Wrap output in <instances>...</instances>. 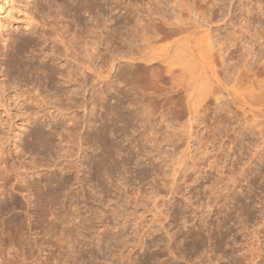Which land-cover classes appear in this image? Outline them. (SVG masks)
<instances>
[{"label":"rangeland","instance_id":"rangeland-1","mask_svg":"<svg viewBox=\"0 0 264 264\" xmlns=\"http://www.w3.org/2000/svg\"><path fill=\"white\" fill-rule=\"evenodd\" d=\"M43 1L42 0H3V4L1 3L2 6L1 5L0 6L3 9H2V12L0 15V58H2V59H0V84L4 79L3 74L7 73V70L5 67L6 66V59H7L6 55L9 54L8 52H12V49H13V47H15V45L17 46L19 44V41H17V40H20L21 38H28V39H34L35 38V36L31 35L28 32L29 28L27 27V24L29 22V18L31 16H34V17L37 16V14H38L37 8L39 6L46 8L45 12H52L51 9H53V10L56 9L55 7H52V8L50 7V5H49L50 2L48 0H47V3L49 2L48 5L46 3V0H43ZM120 1H122L121 2V10H119L117 13V16L119 15L117 19H119L120 24L117 25V27H116L114 25V22H110V23H108L109 28L107 27V31L109 30V32H107V35H108L107 37H109V38L112 37L110 39V41H112V44H114V45L116 44V45L113 46L111 44L112 45L111 46L110 43H108L109 41H107V44H106L107 49L103 52V54L105 53L104 54L105 56L103 57L104 60L100 64V67H101L100 71L102 72L101 74H102L103 83H107V82L111 81V79L113 78V76L115 74V68H113L112 65L114 63H119L120 60H121V62H126L128 67L130 66L129 67L130 69H135L137 71L142 69V70H140V71H142V73L140 71L138 72L140 74V76L142 75V77H140L139 81L140 82L142 81L141 82L142 84L144 83V81H146V77L143 74L146 69L144 67V62H142L140 59V57L144 54V53L140 54L142 52V50H140L141 48H139V47H141L142 44H139L140 46L138 45V48L135 47L132 51H130L126 38L130 36L131 37L130 39H133L132 34L130 32H132L133 27L135 28L139 24V22H138L139 18H141V19H139L140 21L142 20L146 24H149L152 22V20L148 21L146 19V17L149 16L148 17L149 19L159 18L158 14H157V12L159 10L164 12L168 18L171 17L172 14L173 15L176 14L177 17H180L181 20H183L185 22L188 21V22L201 24L203 16L200 13L204 12L205 16H208L210 14V12L208 9H206V7L207 6L209 7L210 5L214 4L216 14L213 18V22L211 23V25H212L211 27L213 29L212 30L213 34L214 35H220L219 37H228L230 39L228 41L223 40L221 43H218V44L214 43L212 46L213 47L212 56L215 60V66L218 68L217 70H220L223 67H225V72L228 74V76H230V78L232 76L237 77L238 74L243 69L248 71L249 67L252 65L254 67L258 68V62L262 59L264 60V0H208V1H210L209 5L206 3H200L197 0L198 1L197 5L194 7L193 11L190 9L188 10L187 8H179V7L176 8L174 5V0H120ZM39 2H41V3H39ZM172 6H173V8H172ZM216 8L217 9L219 8V9L217 10ZM169 10H170V12H169ZM220 10H222L223 12ZM218 11H220L223 14V17H221V18L218 17V15H217ZM112 14H113L112 11H110L108 9L106 10L107 17L112 16ZM122 14H124L125 16L124 15L122 16ZM228 14L230 15L229 18H227ZM123 22H125V25L126 24L127 25L125 26L124 24H122ZM137 22H138V24H137ZM169 22H172V20ZM226 23H228V25L225 27ZM120 26H121V28H120ZM129 26L130 27L132 26V28L130 29ZM168 27L169 26H167V28ZM204 28L206 30L209 29L207 26H204ZM118 32H120V34ZM115 33H117L116 36H115ZM200 36L201 35L199 34L198 37H200ZM176 38L177 37H175V39L170 38V40L167 38L169 40V42H167V41L165 42L164 39L160 40V41H162V43L160 41H158L159 43L155 42L156 43L155 46L160 47L159 50H157V52L162 53L163 50H161V48L165 47V46L166 47L170 46L169 44L174 42L176 40ZM112 39H114V40H112ZM134 39H135V41L133 43L135 45V44H137L136 41L139 38L136 37ZM6 40H7V42H6ZM171 40H173V41H171ZM15 41H17L18 43ZM13 44H15V45H13ZM123 45H126V48H124ZM90 46H91V42H90ZM112 47H114V48H112ZM116 47H117V49H116ZM220 48L221 49L224 48V49L221 51ZM112 49H113V52H112ZM147 49L148 48H146V51H147ZM143 50H145V49H143ZM115 51H116V53H115ZM135 51H136V53H135ZM143 52H145V51H143ZM149 52H150V50H149ZM111 54H113V55H111ZM27 56H32V55L30 53H28ZM115 58H118V59L115 60ZM224 58H227V59L224 60ZM114 60L116 62H114ZM104 63H105V65H104ZM245 64H248V65L245 67ZM190 68H192V66ZM93 69L96 70L95 66L92 68V70ZM111 69H113V70H111ZM198 70H199V68L197 66H196V68L194 66V70L190 69V71L193 74H195L194 76H196V74L198 73ZM190 77H191V75L188 72L180 73V74H177L174 77H172L174 79L175 84L178 83L177 86L179 85V88L183 89V92L180 95V97H182V98L185 97V95H186L185 91L188 87H190V89L196 87L194 84H192ZM144 78H145V80H144ZM105 79H107V80H105ZM96 80L97 79L95 78V74L93 73V71H90V83H89L90 86H92L96 82ZM114 80H115V78H113V81ZM120 80H123L122 82H124L125 79H120ZM120 80L115 85H113L111 87V89L109 91L110 98L107 102L105 101L104 104L100 103L98 105H95V103L93 101V98L95 100V94H94V90L96 89L95 88V89H90L92 95H91V93H89L90 94V95H88L89 103L87 105H84L85 107L84 106L79 107V108L75 107L73 109L74 110L73 115L78 116L77 117L78 121L83 123V122L91 119V120H93L92 121L93 123H97L96 124L97 127L94 126L93 127L94 129H93L89 125L90 127L87 126V128L82 130V133H84L87 129L88 135L92 134L93 136H95L96 132L98 130V126L101 125L102 123H104L102 120V117H104L106 115L105 116L106 118H108V117L111 118V114L109 112L110 104L111 103L114 104L115 100L116 101L118 100V102H120V100H123L124 96L127 95L126 91L128 90L129 86L135 85V84H133V85L128 86V85H126V83H122V82L120 83ZM147 83H148V81H147ZM120 84H122V85H120ZM234 84H235L234 81L231 82L230 84H228L227 88L229 90H232ZM102 85L103 84H100L99 86H102ZM119 85H120V87H118ZM143 85H144V88L145 87L147 89L149 88L148 85H147L148 87L145 86L146 83H144ZM164 86L169 88L168 85H164L163 83H160L158 81L157 87H155V89H158L159 87L166 88ZM147 89H146L147 93L155 90L154 88L152 90L151 86H150V89H148V90ZM214 89H215L214 90L215 94L219 93L220 91H223L219 85H215ZM151 93H153V92H151ZM221 93H223L222 95L224 96V98L222 97V99L224 100V103L222 102L223 101L222 99L220 102H221V104L226 103L225 104L226 107L231 108V113H229L227 115H230L232 118H229L230 116L229 117L223 116V117H226V118H223V117H221L220 114H215V112H213V110L215 108V106H213L215 104L214 103L215 102L214 97H211V96L207 97L203 101V99H201L199 96L200 94H199L198 90L193 94V97H195L193 99V103L196 102V100L198 102L197 106L199 105V103H201L197 107V111H198L197 115H198V119L200 120V121H198L199 123L194 122V120H193L194 117L192 116V114H190V110L186 105V101L184 99H181L182 100L181 101L179 98L173 99V100H171V102H168L166 100L169 103V105H168V103L167 104L165 103L166 101H164L162 103L160 99H159V101H160L159 104L157 103V102H159L158 99L156 101L154 100L156 102V104H154L155 103L154 101L152 102V104H150L151 108L156 109L154 111V113L157 114V115L155 114L156 116H154L152 118L153 121L151 122V126L148 125L151 128H149L148 126H142L139 122L136 124L137 119L134 120L135 122L133 121V123H131L132 121H130L131 119H129V121L132 125L131 128H130V126L128 127L130 129L129 130V129H127V127L126 128L124 127L126 124L120 123L121 125L120 124L117 125L114 121H112L114 118L113 119L111 118L112 120L110 119V121H112V123L114 125L110 124L111 122H109L110 126L112 125V126H114V128L116 127V129H119L117 127L121 126L126 130L125 134L128 133L126 135H123L122 131L124 129H121V127H120V130H122V131L119 130V134L113 138H117L115 140L118 143H119V141H121L120 142L121 146H123V147L125 146L129 150L131 149V152H133V156H135V158L136 157L138 158L140 156L138 159H135V161L141 162L140 166H138V168L136 166L129 168L127 165H125L124 167H126V168L124 169L123 165H121L119 170H115L116 173H113L114 175H112L113 176L112 177L113 179L111 178L112 180L110 178L107 179V177L98 178L95 171L91 170V169H93L92 168L93 165L91 163L92 160L98 159V156L102 153V149L97 148L96 145H95L96 146V148H95L93 141L90 142V145L88 147L90 149H92L90 146L93 145V147L95 148L96 151L89 149L90 151L88 150L87 152H84L86 155L89 152V154L86 156V155H84V153H81V152L78 154L77 153L78 152L77 147L74 148L75 146L72 147V149H70V150L68 149L67 150L68 152L66 150H64L62 152L61 151L62 148H59L60 146L62 147V145L59 144V141L62 140V138L60 137L61 135L60 136H54V137L52 135H50V136H52L51 140H52L54 146H52L50 148L51 153L50 152H48V153H50V155L53 158L50 155H47L48 153L42 154V155L43 156L46 155L45 156L46 159L49 160L52 163V165H53V163L55 164V162L61 163L59 166L62 165L61 168L63 169V173L66 175L65 171H67V170L65 169V167H63V165L65 166V164L67 165V164L71 163L72 161H73L72 163L75 164V161L79 158H81L79 160L82 161V163H81V161L79 163L80 167H79L78 176H77V173H75V172H72V173H75L72 175L70 174V172L67 173V174H69L68 176L64 175L67 179L71 178L70 179L71 182L68 181L69 185H67V186L69 188L65 187L66 191L63 190V192L65 191V194L63 193L64 197L62 195V198H60V200H62V201L64 199L69 200V201L71 200L70 201L71 203L68 201V204H66L65 200L63 203H65L66 210H68V213L73 218L79 213V209L81 210L84 208L83 210H81V211H83L84 216L87 220L84 223L85 224L84 226H88L87 228L90 229V230L87 229V231L85 232V233H87L86 239H89V240H87L88 241L87 243H88V245L90 244L89 246L88 245L85 246V248L88 247V250L91 251V250H96L98 248V246H101V242L99 241V239H97L98 238L97 234H99V232L102 233V231H104V230H106L109 238H113L112 243L109 242L110 245L108 244V242L104 243L105 246L109 247L108 248V247L104 246L105 247L104 249L107 250V252L109 251L108 252V259H110V261L108 259L105 260V258L103 260V258L101 257L100 260L95 261V262H97L99 264L100 263L101 264H105V263L108 264V262H109V264L110 263L112 264L113 262H115L116 264H117V262L119 263L120 262L119 260H117V262H116V258H117L116 255L118 254L119 249H123V247L125 248V246L128 243V245L136 246V249H135L136 251H137V249L140 251V252L136 253V255H135V257H137V258L139 257V253H142L143 251H145L147 249L150 251V253H153V252H156L159 250L161 252H163L164 255H165V252H166V254L168 253L167 255L164 256V258L159 259L160 262L167 260V259H168V261H171L173 259L172 262H174L175 258H179V259H176L178 264L179 263L180 264H227V263L228 264H236V263L237 264L238 263L239 264H241V263L242 264H248V263L249 264H264V205H263L264 204V163H263L264 160L261 159V160H259V163H258V160H256V158H255L257 156L256 154H258V153H256L257 149L255 147L258 145V139H259L258 137H262L261 135L264 134L263 133V131H264V115L259 116L257 118L258 121L255 119V121H257V122H254V124L256 126L258 125V123L261 125V126L259 125V127H258L260 131H257L258 130L257 129V130H255V132H253L249 136H246L245 138H243L244 141L240 140L241 136L239 135V133L236 130L240 129V122H238V121L242 117L241 116L239 117V110L237 111L236 106L231 102L230 96L226 95L227 92L223 91ZM13 94H14L13 92L12 93L8 92L5 94H3V92H0V117L5 122L9 121L10 125H12L16 121L15 119H13V115L15 114V109H16V107H15L16 103H15V98H14ZM126 99H128V98L125 97L123 100V102L125 104L124 107L129 106V104H128L129 101L127 100V102H126L125 101ZM110 101H111V103H110ZM227 101H229L230 103ZM160 104H162V105L166 104L169 107L167 106V107L163 108V106H165V105L162 106ZM206 104H207V107H209V105H210L212 110L208 109L207 112H204L205 110L203 109V107L204 106L206 107ZM98 106L101 108V110H99V111L97 110L99 108ZM93 107H94V109H93ZM164 109L165 110L167 109L166 113H163L165 111ZM169 109H170V111H169ZM93 110H95V111H93ZM125 110H126V107H125ZM106 112H107V114H106ZM168 112H170V113H168ZM191 112H193L192 109H191ZM235 112H237V115H235L236 114ZM232 113H233V115H232ZM201 115H203L202 118L204 120L200 117ZM224 115H226V114H224ZM240 115H242V113H240ZM236 116H238V117L235 118ZM213 117H215L219 120L224 119V121H222L223 123L221 122V125H218L219 120H216L215 118L213 119ZM228 119L231 121L229 122ZM94 120H95V122H94ZM108 120H109V118H108ZM234 121L238 124H235ZM93 123H92V125H93ZM164 123H165V125H163ZM18 124L20 125L19 121H18ZM68 126L69 125H67L66 127H68ZM214 127H217L218 129H216ZM235 127L236 128L239 127V129L238 128L236 129ZM68 128H67V130H68ZM220 128H221V130L222 129L223 130L221 131ZM233 128L235 129V131L238 134L236 132L233 133V130H234ZM43 129L45 131H48L50 128L45 127ZM224 129H227V130H224ZM148 130H150V131L152 130V131L149 133ZM229 130H232V131H229ZM261 130H263V131H261ZM131 131H132V133H131ZM143 131H144V133H143ZM49 132H50V130H49ZM152 133L154 135H152ZM232 134L235 136H233ZM128 135H129V137H128ZM132 135H133V137H130ZM26 137H27L26 135H23L22 136L23 140H21L22 138L17 139L18 141H16V139H14V141L12 140V143H14V144H12V148H14L16 143L20 146V144L27 141ZM55 137L56 138L59 137L61 139L58 140L59 138L56 139ZM119 137H121V138H119ZM125 137H126V139H125ZM150 137H151V139H150ZM233 138H234V140H233ZM237 138L239 139V141ZM150 140H153V142H150ZM155 140H156V142H155ZM236 141H237V143H236ZM18 142H22V143H18ZM189 143H190V145H189ZM238 143H239V145H238ZM58 144H59V146H57ZM245 145H246V147H244ZM242 146H243V148H241ZM53 147H54V150H53ZM190 147H191V149H190ZM231 148H233V149H231ZM55 149H56L57 155H56ZM91 151H94V152H91ZM150 151H151V153H150ZM66 152L68 154H66ZM153 153H154V155H153ZM43 156L41 158H43V162L44 161L46 162L47 160H44L45 157H43ZM151 156L153 159L150 158ZM252 156H255L254 157L255 159ZM263 156H264V154H263ZM29 157H32V155L30 156V154H29V156H28V154H27V155H25V157L22 158L23 160H24V158L26 160V161H24V163L29 162V164H30V160L33 161V159L32 158L30 159ZM40 157H37V159H39ZM13 158H14V160L16 159L15 157H13ZM51 158L53 159V161L54 160L55 161L52 162ZM258 159H260V156ZM12 160L13 159L8 161L9 164H11V165H12V162L14 161V160L13 161ZM41 160H38V162L39 161L42 162ZM20 162H21V160H20ZM238 162H240V163H238ZM237 163H238V165H237ZM4 164L7 166L6 163H4ZM4 164H1L0 166H3ZM21 164H19V166H23V164L22 165ZM210 164H212L214 167L210 166ZM5 165H4V167L6 168ZM28 165H24V168H22V169H25V167ZM164 165H165V167H164ZM180 165L182 168H187L189 166L188 167L189 170L186 173V176L182 177L181 181L171 185L172 180H173L171 172L173 171V169L179 168ZM249 165H252V167ZM8 166H10V165H8ZM53 167H54V169L56 168V166H54V165H53ZM162 167H164V168H162ZM61 168H60V170H59V168H56V170H58L56 173L52 172L53 170H51L50 168L46 169V170L48 171L47 172L48 174H50V172H52L50 175H52L53 173L56 175H60V174H63V173H61ZM1 169H2V167H0V171H1ZM44 169L45 168L43 167L42 169H40L38 171L36 170L39 173V174L36 173L37 174L36 176L37 177H38V175L40 176L38 178L36 176L32 175L31 170L28 171L29 176L31 175L32 179H34L33 177H35L36 180H39L40 178H41V180H43V178L46 179L45 174H47V173L45 172ZM127 169H128V173L126 174L124 170H127ZM27 170H29V166L26 167L25 172ZM144 170H145V172H143ZM235 170H236V173L234 172ZM245 170H247V173L250 172V174L248 173V175H247V173H246L245 174L246 176H245L243 173ZM249 170H251V171H249ZM240 171L242 172V174ZM30 172H31V174H30ZM58 172H60V174ZM239 172H240V174H239ZM40 173H42V174L40 175ZM123 173H125V176H123L124 175ZM48 174H47V176H49ZM143 174H145L146 179L143 176ZM221 174L222 175L224 174V175L222 176ZM203 176H204V178H203ZM78 177H80V178H78ZM140 177L142 180L140 179ZM143 178L145 181L143 180ZM232 178H234V179H232ZM79 179H81V180H79ZM207 179H208V181H207ZM218 179H220V180H218ZM231 180H233V181H231ZM28 181H29V179H28ZM126 181H127V183H125ZM11 182L10 183L7 182L9 184L4 183V184H7L4 186L3 181L1 182V180H0V185H1L0 186V189H1L0 190V193H1L0 194L1 195L0 196V207H1V212L3 211L2 212L3 214L0 212L1 213L0 214V235H1L0 236V264H13V262H14V264H52V263L53 264H84L85 263L86 264V262H84L78 258L79 257V255L77 254L78 248L76 246H74L77 244L73 245V243H74L73 238H71L70 242H68L71 246L69 244H66V246H65L64 245L66 243L65 241L64 242L61 241L63 243V245L60 241H58V240H60V237L62 238L61 240H63V238H64L63 236L58 235L59 233L56 234L55 236H50V235L46 236L44 233H40L39 230L37 231L39 234L35 230H32V231L30 230L31 228L29 227V225H32V223H36L35 218H32V216H33L32 212L33 211L29 205V203L31 204L32 200L34 199V196L32 195L33 196L32 197L31 194H29L27 191H24V190H22V191H24V193L22 194L21 191L19 190L20 188H19V185H17V182H15L14 180L12 183ZM98 184L100 185L99 187H98ZM124 184H125V186H124ZM176 184H178L177 187H175ZM14 185H16L17 188H19V189L17 190L16 188L12 187ZM101 185H103V186H101ZM166 185H168V186H166ZM239 185H242V186H239ZM261 185L263 186L262 188H261ZM171 186H172V188H171ZM206 186H207V188H205ZM215 187H216V190H215L216 192L213 190V188L215 189ZM242 187H244V188H242ZM173 188H174V191H173ZM217 188H219V189H217ZM18 191H20V192H18ZM172 192H174V193H172ZM242 193H244V194H242ZM27 194L29 196H27L26 200L28 201V199H30L31 202H27L25 200ZM24 195H25V197H24ZM72 195L75 198L72 197ZM79 196H80V198H79ZM228 196H230V197L228 198ZM69 197H71L72 199ZM92 197H96V198L99 197L100 200H99V198L98 199L95 198V200H94V198H92ZM225 198H226V200L228 198V200L226 201ZM101 201H102V203L104 202L102 204L103 206L101 205ZM236 201H237V203H236ZM99 202H100V204H99ZM230 202H231V205H230ZM63 203H60L57 205L56 213L61 211V209H62L61 205L63 206ZM79 203H80V206H79ZM242 203H243V205H245L244 203H246L248 206H250L251 204L252 205L250 207H248L247 205L243 206ZM208 204H211L212 207L213 206H215V207L212 208L213 210L211 209L213 213H211L210 218L208 217L206 219V214L204 211H206V208L209 206ZM67 205H68V207H67ZM75 207H77V208H75ZM113 209H114V212H113ZM76 210H78V212ZM109 210H110V212H109ZM111 210H112V212H111ZM115 211H117L118 213H116ZM75 212L77 214H75ZM104 212H107V214L104 215L103 214ZM228 213L230 214L229 222L227 225L228 229H224V230L228 231L229 237L225 240V245H224V243L222 245H215L214 241L206 239V236L209 233L208 232L209 231L208 223L210 222V223L218 224L219 221H221L224 218V216H226V214H228ZM115 214L116 215L119 214L120 218H122V219L117 218L118 215L116 216ZM184 214L185 215L187 214V215L184 216ZM194 214H196V215H194ZM182 216L185 218L191 217V219H193V220L192 221L190 220V223L192 222L191 223L192 225H195V226L197 225L196 228H198V226H201L202 224H206L205 226L208 228V229L206 227L204 228L205 229L204 242H202L201 244L199 242H198L199 244L197 243L199 250L197 249L196 252H192L193 254L191 252H189V250H187L189 247L188 245H189V242L191 241V239H185V237L183 236L184 235L183 231L185 229V227H183V225L184 226H190L191 224L185 223L186 222L185 220H187V219L183 220L184 218L182 219ZM14 217L15 218L19 217V218L24 219V222L26 221L24 223V231H25L23 233L24 236H22L23 235L22 233H21L22 235H20V239L23 237L21 239V241H19L18 239L14 240L13 237H11V236H13V233H12V230H10V227H9L10 225H8V223H9L8 220L11 222L12 219H15ZM202 217H205V218L203 219ZM261 218H263V219H261ZM30 219H32V220L29 221ZM74 221H75L74 222L75 228L77 229V226H76L77 222L79 224V222L81 220L78 218V219H75ZM236 221L238 223H235ZM103 222H105V224L107 225V226L105 225L106 227H102ZM82 225L83 224L81 223V227H82ZM118 225L119 226L121 225L120 226L121 228H118L119 227ZM181 226L183 229L181 228ZM81 227H80V230H82ZM116 227H117V229H116ZM203 227H204V225H203ZM179 228L181 229L180 231H179ZM229 228H231L233 230H231ZM118 229H120V230L124 229V230H122L121 234H120V232H119L120 230L118 231ZM229 231H231V232H229ZM168 233H170L171 235L175 234V238L173 241L171 240V237L169 236ZM145 234H147L148 236L147 235L145 236ZM119 235H121V238L119 237ZM139 240H142L144 243L143 246L141 247V249L138 248V246H140V245H137L138 242H139V244L141 243ZM57 242H59V243H57ZM116 242L118 244L123 245V247L121 248V245L118 246ZM115 243H116V245H115ZM156 244H158V246ZM60 245L64 246V247L61 248ZM226 245H227V247H226ZM72 246H73V249H72ZM96 246H97V248H96ZM115 246H117L116 250H115V248H116ZM148 246H150V248H148ZM217 246H219V247H217ZM65 247H67V248H65ZM66 249H69V251ZM168 249H171V252L173 254H171V253L169 254V252H167ZM216 249H217V251H216ZM152 250H153V252H152ZM74 251H76V252H74ZM73 253L74 254L76 253L77 255H74ZM226 253H228V259H226V256H227ZM60 254H61V256H60ZM110 254H112V255H110ZM110 256H111V258H109ZM253 256H254V258H253ZM74 257H75V259H74ZM230 257H231V259H230ZM234 258L237 259L236 260L237 262L233 260ZM250 258H252L254 260H251ZM90 259L91 258H88L87 260L89 261ZM242 259H243L244 263L242 262ZM244 259L247 261V263ZM247 259L250 260V262ZM229 260H232L235 263H233V262L230 263ZM81 261L84 263H82ZM156 262L157 261H154L155 264H156Z\"/></svg>","mask_w":264,"mask_h":264},{"label":"bare ground","instance_id":"bare-ground-1","mask_svg":"<svg viewBox=\"0 0 264 264\" xmlns=\"http://www.w3.org/2000/svg\"><path fill=\"white\" fill-rule=\"evenodd\" d=\"M48 1L50 2V3L49 2L48 3H49L51 8L52 7L56 8V9H54L55 11L53 9H51L52 12H45L46 8L39 6L37 8L38 9L37 16H35V17L31 16L29 18V22L27 24V27L29 28L28 32L31 35L35 36V38L34 39H28V38H21L20 37L21 39L17 40V41H19V44L17 46L15 44H13V45H15V47H13L12 52H8L9 54L6 55L7 59H6V66L5 67H6L7 73L3 74L4 79L0 84V92H3V94L8 93V92L14 93L13 96L15 98L16 109H15V114L13 115V119H15L16 121L12 125H10L9 121L5 122L0 117V165L4 164V163L7 164V166L4 164L6 166V168L4 167V165L0 166V167H2V169L0 171V180H1V182L3 181V184L7 183V182L10 183L11 181L13 182V180H14L15 182H17V185H19L20 189L17 188L16 185H14L12 187L16 188L17 190L19 189L22 194L24 193V191H27L29 194H31V196L32 195L34 196V199L32 200V202L30 199H28V201L26 200L27 196H29L28 194L26 195V198H25V200L27 202H31V204L29 203V205L33 211L32 212L33 213L32 218H35V222H36V223L31 222L32 225H29V227L31 228L30 229L31 231L35 230L37 232L39 230L40 233H44L46 236H49V235L55 236L56 234L59 233L58 235H61L64 238H63V240H61L62 238L60 237V240H58V241H60V242L65 241L66 242L64 244L65 246H66V244H69L68 242H70L71 238H73V241H74L73 245L77 244L74 246H76L78 248L77 254L79 255V257L78 256L77 257L80 260L86 262V264H96L97 262H95V261L100 260L101 257L103 258V260H104V258H105V260L108 259V252L109 251L107 252V250L104 249L105 247H108V246H105L104 243H106V242H108V244H109V242L112 243L113 238H109L106 230H104V231H102V233L99 232V234H97L98 235L97 239H99V241L101 242V246L97 245L98 248L96 246L97 249L91 250V251L88 250V247L85 248V246L88 245L87 240H89V239H86L87 233H85L88 229L87 228L88 226H84L85 225L84 223L87 220L84 216L83 211H81L84 208L82 207L83 209H81V210L79 209L78 214L75 212V214H77V215L73 218L68 213V210H66L65 203H63L65 199L63 198L64 199L63 201L60 200V198H62V195L64 197V194L66 191L65 187L69 188L67 185H69L68 181H70V179H71V178H68L69 179L68 180L65 176H68L69 174H67V173H69V172L71 175L77 173V176H78L79 167H80L79 163L81 161L79 159H81V158L77 159L75 161V164H73L72 163L73 161L71 160L72 161V162L70 161L71 163H69L67 165L65 164V166L63 165V167H65V169L67 170V171H65L66 175L63 173V169L61 168L62 165L59 166L61 163H57V162H55V164L53 163V165L56 166V168H59V170L61 168V173H63V174H60V172H58L60 175H56L54 173L52 175H50L52 172L56 173L58 170H56V168L54 169L52 163L46 159V157H45L46 155L43 156L42 154H47L48 152L51 153L50 148L52 146H54L53 142L51 140L52 136L54 137V136H60L61 135L60 137L62 138V140H60L61 138H59V137H57V138H59L58 140L61 141V142L59 141V144H61L62 147L60 146L59 148H62L61 149L62 152L64 150H66V151L68 149L70 150V149H72V147L75 146L74 148L77 147V150H78L77 153L78 154L80 152L81 153L87 152L90 149L88 147L90 145V142L93 141L94 146L96 145L97 148L102 149V153L98 156V159L92 160L91 163L93 165L92 168L94 170L93 169H91V170L95 171L98 178L107 177V179L108 178L111 179L113 177L112 175H114L113 173H116L115 170H119L121 165H123V167L125 165H127L129 168H132L133 166H136L138 168V166H140V163H141L139 161H135V159H138L140 156L138 158L137 157L135 158V156H133V152H131V149L129 150L125 146L124 147L121 146V144H120L121 141H119V143H118L115 140L117 138H113L119 134V130H120L121 126L117 127L119 129H116V127L114 128V126H112V125H114L112 123V121H114L117 125L120 123L126 124L124 127L125 128L127 127V129H129L128 128L129 126H130V128L132 127L131 123H133V121L136 119H137L136 124L139 122L142 126H148V125L151 126V122L153 121L152 118L154 116H156L157 114L154 113V111L156 109L151 108L150 104H152V102L154 100L156 101L157 99H158V101L160 99L161 102L163 103L166 100L168 102H171V100L179 98L180 100L184 99L186 101V105L190 110V114H192V116L194 117L193 118L194 122L197 123L198 121H200L198 119V115H197L198 114L197 107L201 103H199L198 106H197V104H198L197 100H196V102L193 103V99L195 98V97H193V94L198 90L199 94H200L199 96L201 99H203V101L207 97H210V96L214 97V101H215L214 103L215 104L213 106H215V108H214L213 112H215V114H220L221 117H223V116L229 117L230 115H227V114L231 113V108L226 107V105H225L226 103L221 104V102H220L222 97L224 98V96L222 95L223 93H221V92H223V91L227 92L226 95L230 96L231 102L236 106L237 111L239 110V117L240 116L242 117L238 121V122H240V129H239V127H237L239 130H236V131L241 136L240 140L244 141L243 138H245L246 136H249L250 134L255 132V130L258 129L257 131H260L258 128L260 124L258 123V125L256 126L254 124V122L258 121L257 118L259 116L264 115V60L262 59L258 62V68L254 67L252 65L249 67L248 71L243 69L244 71L241 70V72L238 74L237 77L232 76L230 78V76H228V74L225 72V67H223L220 70H217L218 68L215 66V60L212 56V49H213L212 46L214 43L218 44V43H221L223 40L228 41L230 39L228 37H219L220 35H214L213 34V31H212L213 29L211 27L212 26L211 23L213 22V18L216 14L214 4L210 5L209 7L206 5L208 7V8L206 7V9H208L210 12V14L208 16H205L204 12L200 13L203 16L201 24L188 22L187 20H186L187 22H185V21L181 20L180 17H177L176 14H174V15L172 14V16L168 18L164 12L159 10L157 12L159 18L149 19L148 18L149 16L146 17V19L148 21L152 20L151 23L146 24L145 22H143L141 20L143 22L142 23L139 20L141 18H139L138 19L139 24L137 22L138 25L135 28L134 27L132 28V26L131 27L129 26L130 29L132 28V32H130V33L132 34L133 39H130L131 38L130 36L127 37L126 39H127V44L129 45L130 51H132L135 47L138 48L139 44H142L141 47H139V48H141L140 50H142V52L140 54L144 53L140 57V59L142 62H144V67L146 69L143 73L144 76L146 77V81H144V83H146L145 86L148 85L149 86L148 89H150V86H151V88L153 90V88L155 89V87H157V83L159 81L160 83H163L164 85H168L169 88H167L166 86H164V87H166L167 89L163 88V87H159L158 89H155V90L147 93L146 92L147 88L145 87L146 88L145 89L144 85H143L144 83L142 84L141 83L142 81L141 82L139 81V79H140V77H142V75L140 76V74L138 72L142 69H140L139 71H137L135 69H130L129 68L130 66L128 67L127 63L121 62V60L119 63H114L112 65L113 68H115V74L113 76V78H115V80L113 81V78H112L111 81H109L107 83H103L102 74H101L102 72L100 71V69H101L100 64L104 60L103 57L105 56L104 55L105 53L103 54V52L107 49L106 48L107 41H109L108 43H110V45L112 44V41H110V39L112 37L111 38L107 37L108 36L107 32H109V30L107 31V27H108V23H110V22H114V25L116 27H117V25L120 24L119 19H117L119 16V15L117 16V13L119 10H121V2L122 1H120V0H48ZM198 1L200 3H206L208 5L210 4V1H208V0H198ZM198 1L197 0H174V5L176 8L177 7L187 8L188 10L190 9L193 11L194 7L197 5ZM1 3L3 4V0H0V5H1ZM39 3H41V2H39ZM46 3H47V0H46ZM48 3H47V5H48ZM1 6H0V15H1V12L3 9ZM172 8H173V6H172ZM107 9L113 12L112 16L107 17V15H106ZM220 11H222V10H220ZM220 11H218L217 15H218V17L221 18V17H223V14ZM169 12H170V10H169ZM123 15L124 14H122V16ZM229 17H230V15L228 14L227 18H229ZM171 20H172V22H169ZM122 24L125 25V22H123ZM227 25H228V23H226L225 27ZM167 26H169V27L167 28ZM204 26H207L209 29L206 30L204 28ZM120 28H121V26H120ZM118 33L120 34V32H118ZM116 34L117 33H115V36H116ZM199 34L201 35L200 37H198ZM136 37L139 38L138 39L139 41L136 39L137 44H135L136 45L135 46L133 42L135 41L134 38H136ZM175 37H177L176 40L174 42H172L171 44H169L170 46H167V47L165 46V47L161 48V50H163L162 53L157 52V50H159V48H160V47L155 46L158 41L164 39L165 42L166 41L169 42L170 38L175 39ZM7 40H6V42H7ZM112 40H114V39H112ZM17 41H15V42H17ZM171 41H173V40H171ZM90 42H91V46H90ZM160 42L162 43V41H160ZM112 45L115 46L116 44L115 45L112 44ZM123 47L126 48V45H123ZM112 48H114V47H112ZM146 48H148L147 49L148 52L146 51ZM116 49H117V47H116ZM143 49H145V50H143ZM223 49H221V51ZM149 50H150V52H149ZM143 51H145V52H143ZM112 52H113V49H112ZM28 53H30L32 56H27ZM115 53H116V51H115ZM135 53H136V51H135ZM111 55H113V54H111ZM0 59H2V58H0ZM117 59L118 58H115V60H117ZM225 59H227V58H224V60ZM115 60H114V62H116ZM104 65H105V63H104ZM247 65L248 64H245V67ZM94 66H95L96 70L95 69L92 70V68ZM191 66H192V68H190ZM194 66H195V68H196V66L199 68L196 76H194L195 74H193L190 71V69L194 70ZM111 70H113V69H111ZM90 71H93V73L95 74V78L97 79L96 82L92 86H90V84H89L90 83ZM140 72L142 73V71H140ZM185 72L190 73L191 82L196 87L191 88V89H190V87H188L185 91V93H186L185 97L182 98V97H180V95L182 94L183 89L179 88V85L177 86L178 83L175 84L174 79L172 77H174L177 74L185 73ZM120 79H125V80H124V82H122L123 80H120ZM105 80H107V79H105ZM119 80H120V83L121 82L126 83V85H128V86L135 84L134 86H129L128 90L126 91L127 95H125V96L123 95L124 98L125 97L128 98L125 101L126 102H127V100L129 101V103H128L129 106L128 107L125 106L126 107V110H125V107H124L125 104L123 102L124 98H123V100H120V102H118V100L117 101L115 100L114 104L111 103V101H112L111 100L109 112L111 114V118L112 119L114 118V119L112 120L110 117H108L109 118V120H108V118L105 117L106 115L104 117H102V120L104 123L101 122L102 124L98 126V130H97L95 136H93L92 134H91L92 136L90 134L88 135L87 129L84 133H82V130L87 128V126L88 127L91 126L93 128L94 126H96L97 123H93L92 122L93 120H91V119H89L83 123L78 121V119H77L78 116L73 115V111H74L73 109L75 107L79 108V107H83L84 105H87L89 103L88 95H90L89 93H91L90 89H95V88H96L95 89L96 91L94 90L95 100L93 98L95 105H98L100 103L104 104L105 101L107 102L110 98L109 91H110L111 87L113 85H115ZM144 80H145V78H144ZM147 81H148V83H147ZM233 81L235 82V84H234L232 90H229L227 88V86H228V84H230ZM100 84H103V85L99 86ZM120 85H122V84H120ZM120 85L118 87H120ZM215 85H219L223 91H220L219 93L215 94V92H214V90H215L214 86ZM151 92H153V93H151ZM91 95H92V93H91ZM167 101L165 102L166 104L168 103ZM222 102L224 103V100ZM227 102H229V101H227ZM157 103L159 104L160 101ZM154 104H156V102ZM166 104H163L165 106H163L162 104H160V105H162L163 108H165L169 105V103H168V105H166ZM99 108L97 109L98 111L101 110V108L100 109ZM93 109H94V107H93ZM191 109L193 112H191ZM203 109L205 110L204 112H207V110L211 109V107H210V105H209V107H207V104H206V107L204 106ZM93 111H95V110H93ZM166 111H167V109L163 113H166ZM169 111H170V109H169ZM168 113H170V112H168ZM235 113L234 114L237 115V112H235ZM240 113H242V115H240ZM106 114H107V112H106ZM224 114H226V115H224ZM232 115H233V113H232ZM202 116L203 115H201L200 117L202 118ZM215 117H213V119ZM226 117H223V118H226ZM237 117L238 116H236L235 118H237ZM229 118H232V117L230 116ZM110 119L112 121H110ZM129 119H131L130 120V121H132L131 123H130ZM215 119L219 120L217 118H215ZM255 119L257 121H255ZM18 121L20 122V125L18 124ZM222 121H224V119L223 120L220 119L218 125H221ZM230 121L231 120H229V122ZM91 122L93 123V125ZM94 122H95V120H94ZM109 122H111L110 123V124H112L111 126H110ZM235 124H238V123L235 122ZM67 125H69L68 126L69 128L66 127ZM163 125H165V123ZM45 127L46 128L49 127L50 132H49V130L45 131L43 129ZM67 128H68V130H67ZM149 128H151V127H149ZM214 128L218 129L217 127H214ZM221 128H220V130H221ZM121 129H124V128L121 127ZM227 129H224V130H227ZM120 131H122V130H120ZM125 131H126L125 129L122 131L123 135L128 134V133L125 134ZM151 131L148 130L149 133ZM229 131H232V130H229ZM236 131L234 129L233 133ZM261 131H263V130H261ZM131 133H132V131H131ZM143 133H144V131H143ZM263 133H264V131H263ZM23 135L27 136L26 137L27 141H25L24 143L18 142V143H22V144H20V146H19L16 143L14 148H12V144H14V143H12V140L14 141V139H16V141H18L17 139H21ZM50 135H52V136H50ZM152 135H154V134L152 133ZM233 136H235V135H233ZM261 136L262 137H258L259 139L257 138L258 139V145L255 146L257 149L256 153H258V154H256L257 156L255 155L256 157L252 156L253 158L255 157L256 160H258V163H259V160H261V159L264 160V156H263V154H264V140H263L264 134H262ZM128 137H129V135H128ZM130 137H133V135ZM119 138H121V137H119ZM234 138H233V140H234ZM125 139H126V137H125ZM150 139H151V137H150ZM21 140H23V138ZM238 141H239V139H238ZM150 142H153V140H150ZM155 142H156V140H155ZM236 143H237V141H236ZM239 143H238V145H239ZM59 144L57 146H59ZM189 145H190V143H189ZM96 146H95V148H96ZM90 147L92 148L90 150H95L93 145ZM191 147H190V149H191ZM244 147H246V145ZM241 148H243V146ZM231 149H233V148H231ZM53 150H54V147H53ZM55 152H56V149H55ZM67 152H66V154H68ZM91 152H94V151H91ZM50 153H48L47 155H50ZM150 153H151V151H150ZM27 154H28V156H29V154H30V156L32 155V157H29L30 159L31 158L33 159V161L30 160V164H29V162L28 163L25 162L26 163L25 164L24 163V161H26L25 158H24V160L22 159ZM88 154H89V152L87 153V155ZM41 155L43 157H45L44 160H47L46 162L45 161L43 162V158H41L42 157ZM56 155H57V152H56ZM84 155H86V154L84 153ZM153 155H154V153H153ZM259 156H260V159H258ZM13 157H15L16 159L14 160ZM37 157H40V158L37 159ZM10 158L14 160V161L12 160L13 161L12 165L9 164V162H8L9 160H11ZM52 158H51V161L54 162L55 160L53 161ZM150 158H152V156ZM20 160H21V162H20ZM38 160H41L42 162H40V161L38 162ZM21 163L23 164V166H19V164H21ZM81 163H82V161H81ZM238 163H240V162H238ZM238 163H237V165H238ZM8 165H10V166H8ZM24 165L29 166V170H27L26 172H25V169L28 166H26L25 169H22V168H24ZM210 166L214 167L212 164H210ZM249 166L252 167V165H249ZM43 167L45 168L44 170L46 173L48 172L46 169L50 168L51 170H53L52 172H50L51 170L49 171L50 174L47 173L49 176H47V174H45L46 179L43 178V180H41V178H40L39 180H36L35 177H33L34 179H32V176L31 175H30L31 177L29 176L28 171L31 170L32 175L36 176L37 174H39L37 171L42 169ZM164 167H165V165H164ZM164 167H162V168H164ZM188 167L182 168L180 165L179 168L173 169V171L171 172L172 177H173L171 185L181 181L182 177L186 176V173L189 170ZM125 168L126 167H124V169ZM34 170L35 171L37 170V171L35 172ZM124 171L126 174L128 173V169L124 170ZM249 171H251V170H249ZM72 172H75V173H72ZM143 172H145V170ZM234 172L236 173V170ZM240 172H239V174H240ZM125 173H123L124 174L123 176H125ZM243 173L245 175L247 173V170H245ZM248 173L250 174V172H248ZM248 173H247V175H248ZM30 174H31V172H30ZM41 174L42 173H40V175ZM241 174H242V172H241ZM143 176L146 179L145 174H143ZM38 177H40V176L38 175ZM78 178H80V177H78ZM203 178H204V176H203ZM28 179H29V181H28ZM140 179H141V177H140ZM208 179H207V181H208ZM232 179H234V178H232ZM79 180H81V179H79ZM143 180H144V178H143ZM218 180H220V179H218ZM231 181H233V180H231ZM9 183H7V184H9ZM125 183H127V181ZM7 184H4V186ZM177 185L178 184H176L175 187H177ZM99 186L100 185L98 184V187ZM101 186H103V185H101ZM124 186H125V184H124ZM166 186H168V185H166ZM239 186H242V185H239ZM262 187L263 186L261 185V188ZM171 188H172V186H171ZM205 188H207V186ZM242 188H244V187H242ZM217 189H219V188H217ZM22 190H24V191H22ZM63 190H65V191L63 192ZM213 190L215 191L216 187H215V189L213 188ZM20 191H18V192H20ZM173 191H174V188H173ZM172 193H174V192H172ZM242 194H244V193H242ZM24 197H25V195H24ZM72 197H74V196L72 195ZM229 197L230 196H228V198ZM69 198H71V197H69ZM79 198H80V196H79ZM92 198H94V200H95L96 197H92ZM98 198L99 197H97L96 199H98ZM228 198H227V200H228ZM99 200H100V198H99ZM225 200H226V198H225ZM68 201L69 200H65L66 204H68ZM60 203H63V206L61 205L62 209L60 208L61 211L56 213V207ZM103 203L101 201V205ZM236 203H237V201H236ZM99 204H100V202H99ZM244 204L245 205H243V203H242L243 206L247 205L246 203H244ZM208 205H207L208 207L206 206L207 207L206 211H204L206 214V219L208 217L210 218L211 213H213L212 208L215 207V206L212 207L211 204H208ZM230 205H231V202H230ZM79 206H80V203H79ZM250 206H248V207H250ZM67 207H68V205H67ZM75 208H77V207H75ZM76 211L78 212V210H76ZM0 212H1V207H0ZM109 212H110V210H109ZM111 212H112V210H111ZM113 212H114V209H113ZM115 212L118 213L117 211H115ZM103 214L106 215L107 212H104ZM228 214H226V216H224V218L221 221H219L218 224H216V223L214 224V223H210V222L208 223V228H209L208 232L209 233L206 236V239L214 241L215 245H222L223 243L225 245V240L229 237L228 231L224 230V229H228L227 225H228L229 218H230V214L229 215ZM117 215H118L117 218H120L119 214H117ZM186 215L184 214V216H186ZM194 215H196V214H194ZM78 218L81 221L79 222V224L77 222V225H76L77 229H76L74 220L78 219ZM202 218L204 219L205 217H202ZM120 219H122V218H120ZM182 219L183 220L187 219V220H185L186 221L185 223H189V224L192 223V222L190 223V220L191 221L193 220V219H191V217L185 218L183 216H182ZM261 219H263V218H261ZM31 220L32 219H30L29 221H31ZM8 222H9L8 225H10L9 226L10 230H12V233H13V236H11V237H13L14 240L18 239L19 241H21V239L23 237L20 239V235H22L25 232L24 231V223L26 221L24 222V219L16 217L15 219H12L11 222L8 220ZM81 223L83 224L82 227H81ZM235 223H238V222L236 221ZM105 225H106L105 222H103L102 227L107 226V225L106 226ZM203 225H204V227H203ZM205 225L206 224H202L201 226H198V228H196L197 225L196 226L192 225V224L190 226H184L183 225V227H185V229L183 231V234H184L183 236L185 237V239H191V241L189 242V245H188L189 247L187 249V250H189V252H191V253L196 252L198 249L197 243L199 242L201 244L202 242H204V236H205V229L204 228L206 227ZM120 226L118 228H121ZM80 227L82 228V230H80ZM181 228H182V226H181ZM116 229H117V227H116ZM229 229H231V228H229ZM88 230H90V229H88ZM119 230L120 229H118V231ZM122 230H124V229H121L119 231L120 234H121ZM180 230L181 229L179 228V231ZM231 230H233V229H231ZM229 232H231V231H229ZM147 234H145V236ZM168 234L171 237V240L173 241L175 238V234L174 235H171L170 233H168ZM22 236H24V234ZM119 237L121 238V235H119ZM139 241L141 243L139 244V242H138L137 245H140V246H138V248L141 249V247L143 246L144 243L142 240H139ZM57 243H59V242H57ZM116 243H115V245H116ZM62 245H63V243H62ZM117 245L119 246L121 244L117 243ZM156 245L158 246V244H156ZM227 245H226V247H227ZM150 246H148V248H150ZM62 247H64V246H61V248ZM115 247H116L115 248V250H116L117 246H115ZM122 247H123V245H121V248ZM217 247H219V246H217ZM65 248H67V247H65ZM69 249H66V250L69 251ZM72 249H73V246H72ZM135 249H136V246L128 245V243L125 246V248L123 247V249H119V252L116 255V257H117L116 262H117V260H119L120 262L119 263L117 262V264H155L154 261H157L156 264H178L176 259H179V258H175L174 262H172L173 259L171 261H168V259H167V260L160 262L159 259L164 258V256L168 254V253L166 254V252H165V255H164V253L161 252L160 250L156 251V252H153V250H152L153 253H150V251L148 249H147L148 251L144 249L145 251H143L142 253H139V257L137 258V257H135V255H136V253H138L140 251L138 249L136 251ZM216 251H217V249H216ZM74 252H76V251H74ZM167 252H169V254L170 253L173 254L171 252V249H168ZM77 254L75 253L74 255H77ZM226 254H227L226 259H228V253H226ZM110 255H112V254H110ZM60 256H61V254H60ZM254 256H253V258H254ZM75 257H74V259H75ZM88 258H91V259L88 261L87 260ZM109 258H111V256ZM230 259H231V257H230ZM250 259L254 260L252 258H250ZM108 260L110 261V259H108ZM233 260L236 261L237 259L234 258ZM229 261H230V263L231 262L235 263L232 260H229ZM248 261L250 262V260H248ZM84 262H82V263H84ZM242 262H243V259H242ZM246 263H247V261H246ZM13 264H14V262H13ZM97 264H99V263H97ZM108 264H109V262H108ZM112 264H116V263L113 262Z\"/></svg>","mask_w":264,"mask_h":264}]
</instances>
